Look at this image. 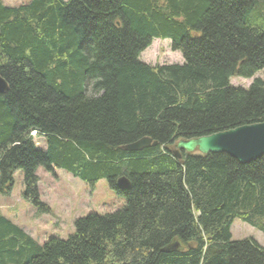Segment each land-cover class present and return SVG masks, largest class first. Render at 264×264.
Listing matches in <instances>:
<instances>
[{
  "label": "trees",
  "instance_id": "16d2710c",
  "mask_svg": "<svg viewBox=\"0 0 264 264\" xmlns=\"http://www.w3.org/2000/svg\"><path fill=\"white\" fill-rule=\"evenodd\" d=\"M154 38L184 62H143ZM262 69L264 0H0V193L22 170L24 199L48 212L37 169L56 167L126 198L43 245L0 209V264H264V245L231 231L264 232V155L174 152L264 121V78L230 83ZM143 137L157 144L124 148Z\"/></svg>",
  "mask_w": 264,
  "mask_h": 264
},
{
  "label": "rangeland",
  "instance_id": "374dc122",
  "mask_svg": "<svg viewBox=\"0 0 264 264\" xmlns=\"http://www.w3.org/2000/svg\"><path fill=\"white\" fill-rule=\"evenodd\" d=\"M8 6L27 4L32 0H2ZM140 59L151 65L182 64L184 58L180 51L172 49L171 39L154 38ZM257 77L264 78V69L252 78L232 77L231 85L249 87ZM37 145L46 149L44 139L33 133ZM174 147V146H173ZM41 200L48 204V212L39 210L24 199V175L22 170L14 174L13 186L8 193H0V209L7 218L20 226L40 244L52 237L67 239L75 232V220L90 213L104 215L121 209L126 198L114 191L106 178L94 186L76 177L68 170L54 167L48 170L37 169ZM233 240L253 238L264 245V232L251 224L236 218L231 227Z\"/></svg>",
  "mask_w": 264,
  "mask_h": 264
},
{
  "label": "water",
  "instance_id": "95a60500",
  "mask_svg": "<svg viewBox=\"0 0 264 264\" xmlns=\"http://www.w3.org/2000/svg\"><path fill=\"white\" fill-rule=\"evenodd\" d=\"M8 89L6 80L0 75V93ZM157 144L152 138L143 137L136 142L126 145L128 151H140L145 147ZM188 153H221L225 152L237 158L241 163H249L264 155V121L257 123L243 124L231 129L215 132L209 135L199 136L190 139H180L176 143L175 155L180 158L181 152ZM120 187L130 186L127 178L121 177L118 180ZM178 243L173 244L169 249H176Z\"/></svg>",
  "mask_w": 264,
  "mask_h": 264
}]
</instances>
